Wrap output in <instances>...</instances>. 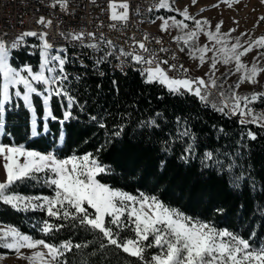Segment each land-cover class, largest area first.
Masks as SVG:
<instances>
[{"label":"snow or ice","instance_id":"6c2138e0","mask_svg":"<svg viewBox=\"0 0 264 264\" xmlns=\"http://www.w3.org/2000/svg\"><path fill=\"white\" fill-rule=\"evenodd\" d=\"M90 2L95 4L96 0ZM239 2L219 0L211 7H219L220 3L232 7ZM260 2L264 4V0ZM197 3L198 0H190V5L181 10L174 6L175 0H153L146 10L149 13L160 10L171 13L156 15L149 22L155 24L159 20L158 30L161 33L171 35L172 30H176L177 35L172 36V41L176 43L177 50L198 61L197 67L209 63L208 71L201 77L190 75V70L179 62L176 52H172L170 58H161L160 53H169L162 37L145 32L142 39L137 40L134 34L123 35L130 18L127 0H108L107 9L102 11H106L110 23L104 25L101 21L97 26H106L110 31L121 33L123 44L114 43L103 32L98 34L83 29H64L59 35L73 46L90 49L92 53H102L92 65L100 76L104 75L100 66L111 63L109 58H114L119 61L116 67L121 71L125 66L134 67L145 84H158L167 89L170 95H191L206 106L210 104L214 111L225 117H236L237 124L241 126V137L237 148L232 151H200L198 138L181 117L176 118L175 135L167 134L171 139L166 138L162 142L161 151L166 155L171 154L174 144L179 142L181 151L178 159L183 164L190 165L193 160L199 159L202 172L214 171L226 178L234 191H239L242 183L251 180L248 171L251 164L241 163L243 142L245 139H257V134L247 125L255 124L264 128V111L257 112L254 108L256 103H264V92H238L245 82L252 85L258 83L257 77L264 73V65L259 63L264 58V52H259L250 65L242 58L254 49H264V36L258 39L249 36L242 40L248 35L245 32L233 37L232 33L236 29L222 32L223 21L213 28L211 21L200 15L209 10L208 7H201L196 14L190 13L189 7ZM47 6L53 10L59 7V11L65 15L71 14L70 0H51ZM135 15H140L139 8ZM259 20L264 21V16L259 17ZM35 22L41 26L40 31H22L11 40L4 38L7 33H0V137H12L11 133L6 132L4 117L8 105L20 107L19 103L14 102L22 101V106L30 114L27 139L51 136L54 142L63 144L70 139L66 126L79 120L73 109L78 108L83 112L85 105L72 94L69 85L66 65L74 62L68 55L69 48L49 42L46 29L52 27L53 18L40 16ZM57 22L62 23L59 20ZM201 36L206 37L203 45L199 43ZM29 38H34V41L30 42ZM150 44L159 47H149ZM21 50H25L29 56L38 55L37 65L33 66L27 61L17 65L15 61L19 57L15 53ZM218 64H231L234 68L217 76ZM81 67H84L83 62ZM236 73H240L239 79L225 87L228 78ZM74 79L78 81L81 76L78 74ZM113 84H116L115 80ZM34 97L41 101L40 115L37 114ZM210 97L217 102H210ZM54 98L59 105L60 115L53 109ZM111 115L110 112L100 116L89 115V120L96 127L105 130V144L122 139L128 126L125 121L131 114L117 113L120 122L109 129L105 121ZM159 117L161 113L157 112L152 117L137 121L133 132L139 130L141 135L146 132L151 139L156 130L163 131L158 122ZM53 124L58 127L53 129ZM217 131L224 134L223 128ZM103 147L97 148V153ZM58 152L59 149L46 152L30 150L14 140L4 143L0 139V167L4 173V179L0 180V202L18 212L45 213L47 218L37 226L44 237H54L63 229L70 228L89 232L95 240L73 243L69 238L53 243L22 233L15 226H8L0 227V249L14 252L17 258L27 260L29 264H70L68 253L99 241L98 249L114 247L117 252L135 258L130 264H264V243H252L257 235L255 229L246 239L228 229L218 228L210 220L189 216L179 208L165 204L156 195L139 190L137 194H132L115 188L105 179L111 177L113 169L102 163L97 155L86 152L61 157ZM165 164L166 160H161V170ZM23 183H39L50 189L52 194L21 195L15 191V186ZM250 189L257 190L254 181ZM216 211L222 213L223 209L218 208ZM258 211L264 213V208ZM22 249L31 250V253L25 254ZM149 249L156 251L149 256ZM96 251L93 249L92 255ZM3 258H6V254H0V259ZM81 264H90V261H82Z\"/></svg>","mask_w":264,"mask_h":264},{"label":"trees","instance_id":"16d2710c","mask_svg":"<svg viewBox=\"0 0 264 264\" xmlns=\"http://www.w3.org/2000/svg\"><path fill=\"white\" fill-rule=\"evenodd\" d=\"M158 14L154 12L152 18ZM171 15V13H169ZM19 58L17 65L29 62L33 66L38 63V55L29 56L25 50L15 53ZM83 62L84 67H81ZM93 64L80 59L72 63V71L69 74L71 92L85 105L84 111L74 108V114L79 120H74L67 129L70 139L60 144L54 142L51 136L27 139L30 114L24 109L22 101L20 107L8 105L5 114L6 132L12 134L0 137L4 143L24 144L30 150L41 152L55 151L61 157L73 153L82 155L92 152L97 155L102 163L110 165L113 174L106 177V182L121 190L137 194L138 190L147 194L158 196L165 204L177 207L189 216L202 220H210L220 229H228L244 238H248L250 232L256 230L254 245L264 243V213L258 211L264 208V128L253 124L247 125L257 134L255 141L244 140L241 163H250L248 171L251 180L242 183L239 191H234L227 179L218 176L214 171H201L199 159L192 161L190 165L183 164L178 156L181 151L179 142L174 144V151L165 154L161 151L162 142L167 134L175 135L177 117L187 122L192 132L198 138L197 144L200 151L217 150L232 151L237 148V142L241 137V126L237 124L236 117L231 119L214 111L210 104L206 106L198 98L191 95H170L167 89L158 84L148 85L142 82V78L136 71L127 70L121 73L115 70L104 71V77L96 74ZM80 80H75L77 75ZM113 80L116 84H113ZM100 85L101 87H97ZM118 88V91H117ZM37 114H42L41 101L34 97ZM53 109L60 115L59 105L55 98L52 101ZM255 109H263L264 103H256ZM106 112L112 115L106 118V124L111 129L119 121L117 113H130L126 119L127 128L122 139H117L110 144H105V130L95 126L89 120V115L100 116ZM161 113L158 122L163 129L156 130L155 135L149 139L148 133L140 134L139 130L133 132L137 121ZM215 126V127H213ZM53 129L58 125H51ZM223 128L224 134L217 131ZM55 144V147H54ZM104 145L97 153V148ZM239 152L240 149H237ZM166 160L161 170L160 162ZM255 182L257 190H251L250 184ZM15 191L25 196L51 195V190L36 183H23L15 186ZM243 206V207H241ZM223 209L218 213L216 209ZM46 215L40 211L18 212L10 206L0 202V224L15 226L22 233L35 238H44L53 243L72 239L73 243H85L94 241L95 237L81 229L65 228L54 237H44L38 230ZM99 241L90 244L87 248L73 250L67 254L70 264H81L82 261H90V264H130L135 258L127 257V254L117 252L114 247L98 249ZM93 249H97L92 255ZM155 249L148 250L147 255H152ZM0 253H12L0 249Z\"/></svg>","mask_w":264,"mask_h":264},{"label":"built area","instance_id":"2783aa9c","mask_svg":"<svg viewBox=\"0 0 264 264\" xmlns=\"http://www.w3.org/2000/svg\"><path fill=\"white\" fill-rule=\"evenodd\" d=\"M51 0H0V33H7L4 37L7 40L13 39L18 33L26 30H36L40 31L41 26L35 21L40 16H45L46 18H53V25L50 29H46L49 32V42L53 44H61L70 48V44L66 42L60 35V31L64 29L68 30H85L97 32H103L107 37L113 40V42H118L123 44V40L120 39L121 33L115 30H109L105 27H97L100 25L101 21L104 25L110 23L107 19L106 11L102 9H107L108 0H96L95 4H92L90 0H70V15H65L63 12L59 11V7L55 10L49 8ZM129 3V21L128 27L125 29L124 36L135 35L137 40L142 39L143 33L147 32L154 37H162L164 41V47L169 49V53H160L161 58H170L172 52H176L177 56V45L172 41V37H168L162 33H159L155 26V31H147V24H152L149 19L152 18L153 13L147 12V7L153 2V0H127ZM139 8L140 15L136 16L135 12ZM62 21L58 23L57 21ZM30 42L34 41V38H29ZM149 47H156L158 45L150 44ZM83 53L89 54V61L93 62L97 57L102 55V53H92L90 49H84ZM111 63H105L100 66L101 71H112V75L115 74V70H120L116 67L119 63L114 58H109ZM180 63L184 64V67L188 68L191 72L190 66L186 61L179 60ZM131 71L134 67L129 66ZM68 72L72 71V63L66 65ZM141 77L138 71H136ZM101 76V78H103ZM142 78V77H141Z\"/></svg>","mask_w":264,"mask_h":264},{"label":"rangeland","instance_id":"374dc122","mask_svg":"<svg viewBox=\"0 0 264 264\" xmlns=\"http://www.w3.org/2000/svg\"><path fill=\"white\" fill-rule=\"evenodd\" d=\"M219 2V0H198V3L195 6H190L189 11L192 14H196L199 12L201 7H208L209 10L204 11L200 15L206 17L211 21L213 28L215 25L223 21L222 24V32H228L229 29L235 28L236 31L232 33V36H238L240 33H247L248 35L242 37V40L248 39V37H252V39H258L261 36H264V21H260L259 17L264 16V4H261L260 0H240L238 4H233L232 7H228L224 3H220L219 7H211ZM190 5V0H175V7L183 10L185 6ZM157 15H169L164 10H160ZM179 19V17H177ZM200 18V17H197ZM158 24L160 21L157 20ZM235 21V22H234ZM238 22V23H236ZM155 31L154 25L151 24V30ZM161 33L160 31H158ZM168 37H172L177 35L176 30H172L171 35L167 33H162ZM206 42V37L201 36L199 39V43L203 45ZM259 52H264V49H254L252 52L247 54L242 60L251 64L253 62L254 57L258 56ZM211 55V53H209ZM182 61H186V63L190 66L191 72L190 75L201 77L209 69V63H205L202 67H197L198 61H194L190 59L185 53H180ZM259 63L264 65V58L259 60ZM217 68L219 71L216 73L217 76H220L221 73H225L230 69L234 68V65H223L218 64ZM240 73H236L231 75L225 87L227 85L234 84L239 79ZM258 83L256 85L249 84L245 82L241 85L238 92L239 94H249L252 92H264V73L260 74L258 77ZM210 102H217L213 97H210ZM255 111L260 112L264 111L263 109H255ZM255 125V124H253ZM256 126V125H255ZM4 179V173L2 167H0V180ZM0 227H8L7 225L0 224ZM150 250V249H149ZM8 251V250H7ZM22 252L25 254H30L31 250L22 249ZM156 251V250H155ZM154 251V252H155ZM10 252V251H9ZM6 254V258L0 259V264H29L27 260L17 258L14 252L12 253H0Z\"/></svg>","mask_w":264,"mask_h":264},{"label":"bare ground","instance_id":"6f19581e","mask_svg":"<svg viewBox=\"0 0 264 264\" xmlns=\"http://www.w3.org/2000/svg\"><path fill=\"white\" fill-rule=\"evenodd\" d=\"M150 30H151V24H147V31H150ZM114 43L122 44V43H118V42H114ZM54 45L60 46L61 44H54ZM125 47H127V45H125ZM83 50L84 49L76 47V46H73V45L70 44L69 53H68V55L70 57V60H74V62L79 61L80 59H83L85 61L86 60L89 61V54L85 55L83 53ZM177 53H178L179 60L182 61L181 56H179V51L178 50H177ZM74 62H70V63H74ZM89 63L93 64V62H89ZM127 70H130L129 66H125L123 71H121V70H117V71H119L121 73H125V72H127ZM68 74H70V73H68Z\"/></svg>","mask_w":264,"mask_h":264},{"label":"crops","instance_id":"0c3cea01","mask_svg":"<svg viewBox=\"0 0 264 264\" xmlns=\"http://www.w3.org/2000/svg\"><path fill=\"white\" fill-rule=\"evenodd\" d=\"M155 13H156V12H155ZM156 15H157V14H156ZM156 15H155V16H156ZM155 16H154V17H155ZM157 22H158V21H156V23L153 24V25H154V28H155V26H156V28H157L156 30L159 31V30H158V25H159V24H158Z\"/></svg>","mask_w":264,"mask_h":264}]
</instances>
